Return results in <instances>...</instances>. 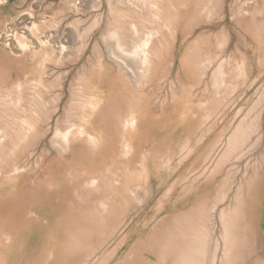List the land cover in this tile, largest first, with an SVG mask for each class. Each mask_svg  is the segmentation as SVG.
Wrapping results in <instances>:
<instances>
[{
    "label": "rangeland",
    "instance_id": "1",
    "mask_svg": "<svg viewBox=\"0 0 264 264\" xmlns=\"http://www.w3.org/2000/svg\"><path fill=\"white\" fill-rule=\"evenodd\" d=\"M0 264H264V0H0Z\"/></svg>",
    "mask_w": 264,
    "mask_h": 264
},
{
    "label": "bare ground",
    "instance_id": "2",
    "mask_svg": "<svg viewBox=\"0 0 264 264\" xmlns=\"http://www.w3.org/2000/svg\"><path fill=\"white\" fill-rule=\"evenodd\" d=\"M78 118V117H77ZM131 119V118H130ZM99 134V133H98Z\"/></svg>",
    "mask_w": 264,
    "mask_h": 264
}]
</instances>
